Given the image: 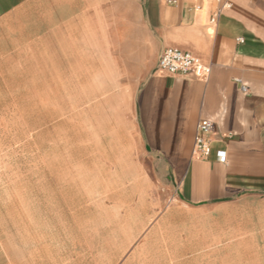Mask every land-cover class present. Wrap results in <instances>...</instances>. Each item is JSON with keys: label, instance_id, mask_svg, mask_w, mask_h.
Segmentation results:
<instances>
[{"label": "crops", "instance_id": "crops-1", "mask_svg": "<svg viewBox=\"0 0 264 264\" xmlns=\"http://www.w3.org/2000/svg\"><path fill=\"white\" fill-rule=\"evenodd\" d=\"M166 47L207 80L160 70ZM76 85L109 107L129 183L71 190L50 222L6 220L0 264H264V0H0V132Z\"/></svg>", "mask_w": 264, "mask_h": 264}, {"label": "rangeland", "instance_id": "rangeland-1", "mask_svg": "<svg viewBox=\"0 0 264 264\" xmlns=\"http://www.w3.org/2000/svg\"><path fill=\"white\" fill-rule=\"evenodd\" d=\"M74 88V100L60 99L54 111L44 106L43 116H6V132H0V224L50 222L52 207L65 205L71 190L129 183L115 180L133 169L125 150L114 147L109 107L83 100L82 85ZM62 92L60 87V97ZM35 111L28 106L10 112Z\"/></svg>", "mask_w": 264, "mask_h": 264}, {"label": "built area", "instance_id": "built-area-1", "mask_svg": "<svg viewBox=\"0 0 264 264\" xmlns=\"http://www.w3.org/2000/svg\"><path fill=\"white\" fill-rule=\"evenodd\" d=\"M168 4H175L176 0H164ZM212 1V0H207ZM224 4L217 8L211 16L210 22L215 23L221 10L228 7ZM201 6L195 5L194 9L199 10ZM158 68L167 74H179L186 77L207 80L210 75V66L204 64L198 57L190 52L180 50L174 47H166L163 49L159 61ZM196 136L193 146V154L197 158H207L211 152L210 134L214 131L213 122L207 119H201L197 123ZM221 161L224 160V152L218 156Z\"/></svg>", "mask_w": 264, "mask_h": 264}]
</instances>
